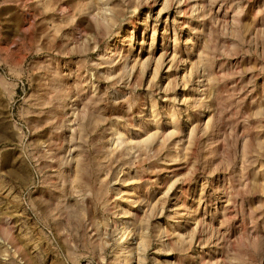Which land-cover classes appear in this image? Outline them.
<instances>
[{
  "label": "rangeland",
  "instance_id": "1",
  "mask_svg": "<svg viewBox=\"0 0 264 264\" xmlns=\"http://www.w3.org/2000/svg\"><path fill=\"white\" fill-rule=\"evenodd\" d=\"M0 264H264V0H0Z\"/></svg>",
  "mask_w": 264,
  "mask_h": 264
}]
</instances>
